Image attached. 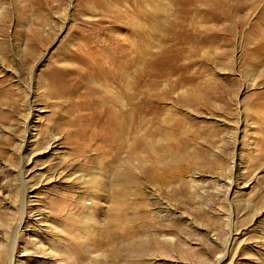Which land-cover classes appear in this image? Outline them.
Masks as SVG:
<instances>
[{"label":"rangeland","instance_id":"rangeland-1","mask_svg":"<svg viewBox=\"0 0 264 264\" xmlns=\"http://www.w3.org/2000/svg\"><path fill=\"white\" fill-rule=\"evenodd\" d=\"M0 264H264V0H0Z\"/></svg>","mask_w":264,"mask_h":264}]
</instances>
